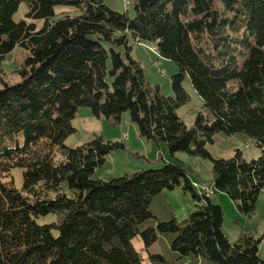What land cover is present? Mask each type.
Returning <instances> with one entry per match:
<instances>
[{"label": "trees", "instance_id": "trees-1", "mask_svg": "<svg viewBox=\"0 0 264 264\" xmlns=\"http://www.w3.org/2000/svg\"><path fill=\"white\" fill-rule=\"evenodd\" d=\"M21 4L42 28L13 20ZM58 6L76 15L56 17ZM133 11L129 18L103 0H0V67L16 48L29 53L21 81L0 89V264H142L143 252L169 233L177 235L170 248L181 258L264 264V216L259 238L230 242L222 208L181 166L164 163L104 182L91 175L123 144L96 136L65 146L76 134L78 109L112 125L128 113L140 139L164 143L171 156L208 160L212 188L241 216L254 213L264 190V0H137ZM129 38L155 44L158 57L179 68L170 77L173 97L146 83ZM186 78L203 102L191 128L177 115L190 99ZM218 133L246 134L261 157L246 161L237 150L213 158L206 146ZM14 169L22 170L20 190ZM175 189L190 195V213L181 224L161 222L152 199ZM49 215L52 221L38 222ZM148 221L154 226L140 231ZM149 260L164 262L161 255Z\"/></svg>", "mask_w": 264, "mask_h": 264}, {"label": "rangeland", "instance_id": "rangeland-1", "mask_svg": "<svg viewBox=\"0 0 264 264\" xmlns=\"http://www.w3.org/2000/svg\"><path fill=\"white\" fill-rule=\"evenodd\" d=\"M128 1V3H126ZM137 0H103L104 4L112 11L127 13L129 18H133V6ZM27 7L21 4L18 11L14 14L15 22L26 21L27 24H34L37 29L43 27V20H32L26 18ZM54 14L59 17L62 14L76 15L74 9L58 6L54 8ZM130 55L136 60L143 70L146 83L151 87H158L160 94L165 97H173L170 77L177 74L179 68L171 61L161 59L156 53V45L151 43H136L129 38ZM28 51L23 48H16L8 54L0 67V89L4 85L14 86L21 81L18 70L28 56ZM183 88L190 96L189 101L177 110L178 117L184 122L187 128L194 125L196 115L202 111L203 102L192 88L186 78ZM72 126L76 134L71 135L65 141V146L75 148L86 144L96 136H101L105 141L117 142L124 145V149L111 152L106 158L102 167L94 170L91 178L108 182L114 178L125 174L143 170H156L164 163H171L181 166L187 171L188 178L201 188H209L212 192V201L219 204L222 208L224 218L222 230L230 242H236L242 235H251L259 238L263 231L262 217L264 216V190L258 196L255 211L250 217H243L237 211L235 204L225 195L212 188L211 186V164L208 160L197 157H189L184 153L169 155L167 146L162 142H152L140 139L138 130L129 120L128 113L121 116L118 125L105 118L96 119L92 117L88 108H80L72 121ZM207 151L215 159H229L234 156L235 151L239 150L246 161L256 160L261 157V150L254 144V141L243 133H236L231 136L218 133L213 137V143L206 146ZM62 157L56 155V160ZM14 186L20 190L22 188V170L14 169L11 172ZM204 190V189H203ZM209 191V190H208ZM207 193V191L205 190ZM210 196V193H209ZM193 202L189 194H184L180 189L164 191L152 199L150 209L155 217L161 222L175 219L178 223L185 221L190 213ZM54 218L49 215L38 219L39 223H48ZM154 221L139 227L140 231L153 227ZM175 234L158 235V243L154 247L158 252H143L142 264H214L207 262L201 257L190 255L181 258L179 254L173 252L168 246L171 238L175 239ZM167 239V240H166ZM136 249L141 247L139 238L133 242ZM158 253L163 256L164 262L150 261L149 255ZM157 255V254H156ZM259 255L264 258V242L259 245Z\"/></svg>", "mask_w": 264, "mask_h": 264}, {"label": "crops", "instance_id": "crops-1", "mask_svg": "<svg viewBox=\"0 0 264 264\" xmlns=\"http://www.w3.org/2000/svg\"><path fill=\"white\" fill-rule=\"evenodd\" d=\"M194 184V187L198 190V192H202V191H207V193L209 194L210 193V195L212 194V192H211V190L209 189V188H204L203 186L201 187V188H199V186L198 185H196V183H193ZM204 189V190H203ZM209 190V191H208ZM219 205V204H218ZM159 220V219H158ZM167 240V239H166ZM172 238H171V242H172ZM158 243V240L156 241V243H154L149 249H148V252H153V250H154V252H158L157 251V249L155 248L154 249V247L156 246V244ZM170 244L171 243H169L168 244V246H170ZM159 255L158 253H153V254H150V255ZM161 255V254H160ZM162 256V255H161ZM163 257V256H162ZM187 263H190V262H187ZM191 264V263H190Z\"/></svg>", "mask_w": 264, "mask_h": 264}, {"label": "bare ground", "instance_id": "bare-ground-1", "mask_svg": "<svg viewBox=\"0 0 264 264\" xmlns=\"http://www.w3.org/2000/svg\"><path fill=\"white\" fill-rule=\"evenodd\" d=\"M126 3H128V1H126Z\"/></svg>", "mask_w": 264, "mask_h": 264}, {"label": "built area", "instance_id": "built-area-1", "mask_svg": "<svg viewBox=\"0 0 264 264\" xmlns=\"http://www.w3.org/2000/svg\"><path fill=\"white\" fill-rule=\"evenodd\" d=\"M186 264H190V263H186Z\"/></svg>", "mask_w": 264, "mask_h": 264}]
</instances>
